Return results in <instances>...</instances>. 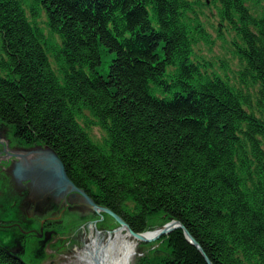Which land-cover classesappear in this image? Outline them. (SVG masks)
<instances>
[{"label": "trees", "instance_id": "1", "mask_svg": "<svg viewBox=\"0 0 264 264\" xmlns=\"http://www.w3.org/2000/svg\"><path fill=\"white\" fill-rule=\"evenodd\" d=\"M212 2L235 34L233 79L198 57L192 0H0V120L135 231L162 213L213 264H264V0ZM159 242L134 264H209L182 228ZM0 264L28 263L0 244Z\"/></svg>", "mask_w": 264, "mask_h": 264}, {"label": "rangeland", "instance_id": "2", "mask_svg": "<svg viewBox=\"0 0 264 264\" xmlns=\"http://www.w3.org/2000/svg\"><path fill=\"white\" fill-rule=\"evenodd\" d=\"M192 2L209 36V41L201 40L195 48L198 57L210 62L211 70L227 73L233 79L239 68V60L234 54V32L223 24L217 5L212 0ZM37 23L49 39L62 43L60 36L51 31L46 10H41ZM50 56L53 59L52 54ZM107 65L105 63L103 72L108 70ZM96 119L94 113L86 108L80 122L89 129L94 140L103 142L107 132L96 123ZM39 146L45 145L20 141L13 127L0 120V244L28 264H83L79 259V251L96 238L107 240L120 224L111 214L89 207L84 193V200L79 201L81 205L75 207L77 211L66 210L62 205L53 211L38 201L34 202L33 193V196L27 197L30 191L23 189L20 177L16 175V166L19 163L26 165L39 162L37 158L41 152L34 150ZM85 192L91 196L86 189ZM172 219L162 213L152 216L145 231H155ZM160 238L137 241L131 264L143 252L151 254L158 250L161 247Z\"/></svg>", "mask_w": 264, "mask_h": 264}, {"label": "water", "instance_id": "3", "mask_svg": "<svg viewBox=\"0 0 264 264\" xmlns=\"http://www.w3.org/2000/svg\"><path fill=\"white\" fill-rule=\"evenodd\" d=\"M34 150L41 152L40 156L37 158L39 162H36L34 164H26L25 163H19L16 166V172L17 174L23 173L25 171H30L33 173H36L43 177L45 180H49L54 183L57 193L65 192L69 189L71 190H78L85 194L86 201L88 203L89 207H93L96 211H105L112 216H114L117 221L119 222V227L124 226L126 227L129 232L134 235L136 238H138L141 241H152L155 239L160 238L164 234H168L171 231H173L176 228H182L184 230V233L187 237V239L196 245L204 254L206 257V260L209 264H213L212 261L209 259V257L206 255V253L203 251L200 244L197 242V240L193 237V235L188 231V229L185 227V225L178 219H172L170 222L165 224L164 226L158 228L155 230V233L152 236H145L146 231L144 232H138L135 231L131 225L118 213L113 211L111 208L97 204L94 199L89 196L85 190L82 188H79L76 186V184L71 180L69 177L66 166L57 153V151L52 148L51 146L45 145V146H39L35 148ZM136 254V252H135Z\"/></svg>", "mask_w": 264, "mask_h": 264}, {"label": "bare ground", "instance_id": "4", "mask_svg": "<svg viewBox=\"0 0 264 264\" xmlns=\"http://www.w3.org/2000/svg\"><path fill=\"white\" fill-rule=\"evenodd\" d=\"M154 233V230H148L145 236H152ZM137 241L138 238L121 226L107 240L94 239L79 251V259L83 264H131Z\"/></svg>", "mask_w": 264, "mask_h": 264}, {"label": "flooded vegetation", "instance_id": "5", "mask_svg": "<svg viewBox=\"0 0 264 264\" xmlns=\"http://www.w3.org/2000/svg\"><path fill=\"white\" fill-rule=\"evenodd\" d=\"M16 175L18 178L20 177V183L22 184L23 189L30 191L27 192V197L29 195H34L36 200H32L34 202L38 201L44 204L47 209L54 211L58 206L62 205L66 210L77 211L75 208L76 205L80 206L81 203H79V201L84 200L83 193L81 192L71 190L57 193L53 182L47 179L45 180L43 177L38 174H34L33 172L25 171L20 174L16 173ZM31 193H33V195Z\"/></svg>", "mask_w": 264, "mask_h": 264}]
</instances>
